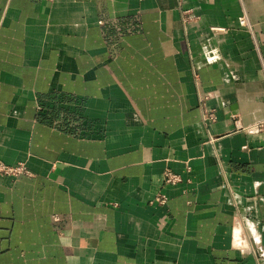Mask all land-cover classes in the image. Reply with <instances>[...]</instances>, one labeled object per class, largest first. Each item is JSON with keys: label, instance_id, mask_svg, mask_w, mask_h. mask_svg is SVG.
<instances>
[{"label": "crops", "instance_id": "crops-1", "mask_svg": "<svg viewBox=\"0 0 264 264\" xmlns=\"http://www.w3.org/2000/svg\"><path fill=\"white\" fill-rule=\"evenodd\" d=\"M243 5L0 0V159L29 170L0 175V264H264V130L242 128L264 0Z\"/></svg>", "mask_w": 264, "mask_h": 264}, {"label": "built area", "instance_id": "built-area-1", "mask_svg": "<svg viewBox=\"0 0 264 264\" xmlns=\"http://www.w3.org/2000/svg\"><path fill=\"white\" fill-rule=\"evenodd\" d=\"M47 1H52V0H47ZM240 2L242 3V5L244 4V0H240ZM239 23L243 27H246L251 32L253 31L252 24L244 8H243L242 14L239 16ZM204 117L209 120H214L215 114L212 110H205ZM249 127L257 128L259 130H264V118L249 126H242V128H249ZM23 172H29L25 164L23 163L8 164L7 162L0 159V175L16 176ZM181 180H182V177L180 176V174L173 172L171 170L166 171L165 181L167 183L174 185L180 182ZM165 197L166 195L162 194L160 197H158V200H164Z\"/></svg>", "mask_w": 264, "mask_h": 264}]
</instances>
